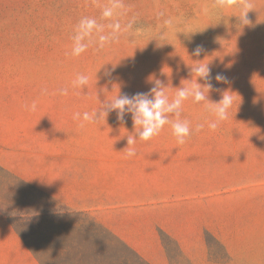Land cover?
Wrapping results in <instances>:
<instances>
[{
	"label": "rangeland",
	"instance_id": "rangeland-1",
	"mask_svg": "<svg viewBox=\"0 0 264 264\" xmlns=\"http://www.w3.org/2000/svg\"><path fill=\"white\" fill-rule=\"evenodd\" d=\"M123 4L113 19L132 27L119 41L100 49L97 38L74 56L83 17L113 23L102 18V6L0 0V240L9 239L0 243V264H29L10 225L29 236L46 264H264V0H254L247 26L239 8L217 9L214 0ZM194 60L210 63L211 100L224 90L235 97L217 130L193 99L183 105L181 119L193 126L183 145L165 126L150 141L137 138V154L128 157L130 113L124 122L111 112L79 127L83 113L119 92H149L154 79L174 93L191 79ZM217 73L229 82H217ZM78 74L89 85L74 86ZM34 101L35 112L25 108ZM198 123L205 127L196 133ZM105 205L120 213L118 229L135 246L100 220Z\"/></svg>",
	"mask_w": 264,
	"mask_h": 264
},
{
	"label": "clouds",
	"instance_id": "clouds-1",
	"mask_svg": "<svg viewBox=\"0 0 264 264\" xmlns=\"http://www.w3.org/2000/svg\"><path fill=\"white\" fill-rule=\"evenodd\" d=\"M92 2L98 7L102 6L103 19H113L122 15L125 9L123 0H107L104 5L100 4V0H92ZM213 6L217 9L239 8V23L244 26L252 23L248 14L255 9L254 0H214ZM208 11V8L204 9L205 13ZM165 24L172 28L173 21L169 19L165 21ZM106 27L111 31L106 32ZM131 27V23L124 26L118 19H113V23L104 25L95 18L83 17L76 25L75 35L72 37L74 41L72 55L79 56L84 53L90 46L97 43V38L100 49H103L107 44L118 42L120 35L127 32ZM183 33L188 35L195 32L188 31ZM86 39L87 42H85ZM202 52H204L203 46H197L193 55L199 57ZM204 60H198L199 62L194 60V63L189 65L191 79L182 80L181 86L176 87L174 93L171 91L169 82L165 84L160 79H154L152 81L153 86L149 92H140L131 96L119 92L117 96L106 100L100 109L93 110L91 113H83L79 127H85V123H99L105 119L107 120L111 112H116L118 120L124 122L125 115L130 113L134 132L127 135V147L125 150L128 157L137 154L135 148L137 138L144 142L150 141L159 136L165 126L171 127L177 143L183 145L193 134L191 121L181 119L183 105L186 100L193 99L196 103L203 102L206 110L215 117L214 120L208 122V127L212 131L217 130L220 124L229 118V110L235 102V97L230 90H224L222 98L218 102L209 98V94L214 88L211 83L212 70L209 66L210 63H204ZM201 80L204 83H201ZM215 80L219 83L229 82L228 78L222 73H217ZM89 83V76L84 74H78L73 81V85L77 87H83L89 85ZM216 91L222 90L216 89ZM61 94L68 95V90L66 88L63 89ZM25 108L35 112L37 110V102L34 101L31 106L25 105ZM73 119L81 120V114L79 112L75 113ZM204 127V123H198L195 125L194 131L199 133Z\"/></svg>",
	"mask_w": 264,
	"mask_h": 264
},
{
	"label": "crops",
	"instance_id": "crops-1",
	"mask_svg": "<svg viewBox=\"0 0 264 264\" xmlns=\"http://www.w3.org/2000/svg\"><path fill=\"white\" fill-rule=\"evenodd\" d=\"M102 212H103V216H101L100 220L104 224H106L108 227H110L113 230H115L119 235H121L123 238H125L129 243H131L132 245L135 246V242L133 240H130V239L126 238L124 236V233L121 230L118 229V225H119V222H120V216L118 214H120V213L111 214L112 211L110 209V205L103 206L102 207ZM9 228L12 230V232L14 234V238H13L14 243L19 245V246H21V247H22V244H23V246H24L23 247L24 248V255L28 259L29 264H41L39 262V260L37 259V257L25 246V243L23 242V239L21 238V236L18 233H16L17 231L15 232L11 225L9 226ZM8 240L9 239L3 238V239L0 240V243L1 244H6ZM153 243L156 246L160 257H163L162 249L160 248V242L158 241L156 235H154V234H153ZM136 248L138 249L137 246H136Z\"/></svg>",
	"mask_w": 264,
	"mask_h": 264
},
{
	"label": "trees",
	"instance_id": "trees-1",
	"mask_svg": "<svg viewBox=\"0 0 264 264\" xmlns=\"http://www.w3.org/2000/svg\"><path fill=\"white\" fill-rule=\"evenodd\" d=\"M49 212L55 217L57 215L56 213V210H49ZM16 230L18 231V233L23 237V239L26 241V243L29 245V247L31 248V250L34 252V254L36 255V257L38 258V260L40 261L41 264H46L43 257L41 256V254L36 250V248L31 244V242L29 241L30 239L29 236L27 234H25L24 232H22L21 230H19L17 227H16ZM127 247V245H126ZM129 247V246H128ZM133 250V249H132ZM135 253V251H134ZM136 255H137V252H136ZM139 256V255H137ZM139 258L143 261V262H146L142 259V257L139 256ZM110 264H114V263H110ZM123 264H131L129 262V259H124L123 261Z\"/></svg>",
	"mask_w": 264,
	"mask_h": 264
}]
</instances>
